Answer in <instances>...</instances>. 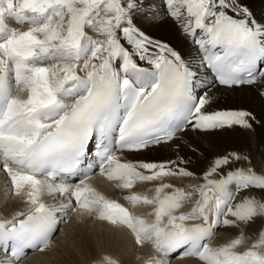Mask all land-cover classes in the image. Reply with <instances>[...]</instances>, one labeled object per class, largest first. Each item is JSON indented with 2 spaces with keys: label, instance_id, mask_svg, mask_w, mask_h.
<instances>
[{
  "label": "snow or ice",
  "instance_id": "1",
  "mask_svg": "<svg viewBox=\"0 0 264 264\" xmlns=\"http://www.w3.org/2000/svg\"><path fill=\"white\" fill-rule=\"evenodd\" d=\"M161 3L153 18L170 19L189 51L147 34L140 0H0V166L5 199L25 205L0 219L8 264L48 250L72 213L149 243L150 264L176 253L196 264H264V162L258 171L250 155L231 151L206 158L197 173L176 143L189 129L253 128L248 111H210L209 90L264 82V23L241 0ZM172 144L175 159H122ZM93 175L126 192L128 206L99 192ZM139 206L147 216L130 210ZM220 228L237 231L214 245ZM96 264L117 262L103 255Z\"/></svg>",
  "mask_w": 264,
  "mask_h": 264
},
{
  "label": "bare ground",
  "instance_id": "2",
  "mask_svg": "<svg viewBox=\"0 0 264 264\" xmlns=\"http://www.w3.org/2000/svg\"><path fill=\"white\" fill-rule=\"evenodd\" d=\"M140 3L143 11L148 13V18L140 20L138 23L148 35L163 40L178 50L184 52L190 50L189 41L183 38L179 28L170 19H166L163 16L158 19L153 18V10L161 11L163 8L161 0H140ZM241 3L249 8L258 22L264 23V0H241ZM10 24L12 27H18V25L11 22ZM193 55L195 56V52H193ZM208 78V75L202 76L205 85L198 89V92L203 93L209 82ZM262 92H264V82L259 80L256 84L241 85L235 89H227L219 85L210 88L209 94L212 98L210 111L245 109L254 115V120L251 121L253 128L251 130H241L238 127H234L208 133L195 132L189 129L186 133H181V139L176 141V143L180 144V154L192 160V163L188 166L190 170L199 172L203 169V161L206 158L225 154L230 149L232 151L236 149L243 150L244 154L250 155L252 163L259 171L261 163L264 162V95H261ZM256 121H259L258 125L254 123ZM192 148H196L198 151L193 152ZM176 153L175 144H172L149 149L142 154L124 155L122 159L165 161L175 159ZM195 181L199 183L197 180ZM195 181L173 179L169 182L184 186L188 183H196ZM9 183L6 173H3L2 166H0V209L2 211L0 219L9 218L14 212L25 208L19 198L5 199ZM90 183L108 198H114L118 202L125 204L126 207L128 206L123 200V196L127 193L114 188L104 178L99 175H93ZM148 187L147 185H137L133 191L143 193L147 191ZM45 202L52 204L59 201L54 200L52 197H45ZM190 206V204L186 205L183 210H189ZM130 210L136 215L143 216H147L150 211L144 206ZM236 231V229L231 228H220L213 240V244L220 245L227 242L231 237L230 232L236 233ZM247 233L245 232V235ZM249 234H251L250 231ZM246 243H251L250 239ZM65 251H67L66 255L70 256L66 264H96V261L103 255L111 257L117 264H150L153 257H157L149 243H145L142 246L137 245L128 230L114 228L107 223L96 221L90 217L81 218L72 213L67 217L66 223L58 226V230L54 233L51 247L48 250L43 253L38 251L28 253L20 264L58 262ZM8 261V258L0 255V264H8ZM164 264H196V261L192 258L171 257L166 258Z\"/></svg>",
  "mask_w": 264,
  "mask_h": 264
},
{
  "label": "rangeland",
  "instance_id": "3",
  "mask_svg": "<svg viewBox=\"0 0 264 264\" xmlns=\"http://www.w3.org/2000/svg\"><path fill=\"white\" fill-rule=\"evenodd\" d=\"M243 110H245V109H243ZM245 111H247V110H245ZM249 112V111H248ZM252 114V113H251ZM252 116L254 117V115L252 114ZM254 123H256L257 125L259 124V121L257 122H254ZM238 129H241V128H239L238 127ZM241 130H244V129H241ZM215 131H217V130H215ZM236 149H234L233 151H235ZM232 151V149H230V150H227L226 152H231ZM236 151H238V152H241V153H243L244 154V151L243 150H236ZM200 172V171H199ZM199 172H197V173H199ZM193 182L195 181V180H192ZM196 182V181H195ZM199 182V181H198ZM197 183V182H196ZM110 197H113V196H110ZM112 199H114V198H112ZM148 208V207H147ZM149 209V208H148ZM150 210V209H149ZM2 211H1V209H0V213H1ZM258 226V224L257 225H254V226H252V228H249V229H246L245 230V232H248L247 234H246V236H248V237H250V242H252V240L253 239H255V237L254 236H252V232H253V230L256 228ZM248 230V231H247ZM249 231H250V233L251 234H249ZM230 234H231V237H230V239L233 237V235H235V233H233V232H230ZM66 252L67 251H65L64 253H63V255H62V257H61V259L58 261V262H54V261H50L49 262V264H66V263H68V260H69V258H70V256H67L66 255ZM102 254H106V253H102ZM71 255V254H70ZM72 256V255H71ZM151 261H153V259L151 260ZM39 264H44V263H39Z\"/></svg>",
  "mask_w": 264,
  "mask_h": 264
}]
</instances>
